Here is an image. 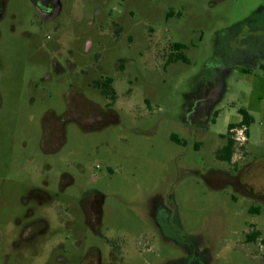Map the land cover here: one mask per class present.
Instances as JSON below:
<instances>
[{
    "label": "rangeland",
    "instance_id": "374dc122",
    "mask_svg": "<svg viewBox=\"0 0 264 264\" xmlns=\"http://www.w3.org/2000/svg\"><path fill=\"white\" fill-rule=\"evenodd\" d=\"M61 3L43 22L28 0H6L0 20V235L34 207L52 244L73 232L105 253V235L127 245L121 264H264V0ZM175 44L188 63L169 62ZM107 80L116 102L98 88ZM90 105L113 119L63 120L45 139L50 112ZM240 109L254 120L245 142L240 126L228 135ZM65 174L64 202L104 197L98 231L76 209L72 232L58 228ZM35 188L53 197L49 211L23 204Z\"/></svg>",
    "mask_w": 264,
    "mask_h": 264
},
{
    "label": "flooded vegetation",
    "instance_id": "af4514ba",
    "mask_svg": "<svg viewBox=\"0 0 264 264\" xmlns=\"http://www.w3.org/2000/svg\"><path fill=\"white\" fill-rule=\"evenodd\" d=\"M37 15L43 22L56 20L62 11L61 0H28ZM6 7V0H0V20L3 19ZM56 67L59 65L56 63ZM72 68L73 66L70 65ZM245 71V70H244ZM99 84L98 88L102 91L105 83ZM112 81V80H111ZM113 82L110 83L112 87ZM116 92V91H114ZM104 94V93H103ZM113 96L114 99L117 97ZM107 96V95H106ZM109 97V96H107ZM81 101H87L82 99ZM117 99L114 101L116 102ZM110 106V105H107ZM51 118L44 121L45 139L54 135L59 138L64 130L63 120L74 121L83 128L99 127L102 128L105 121L113 119L111 113H106L100 106H87L82 111L80 106H72L71 110L62 117H58L54 112H50ZM104 122V123H103ZM102 125V126H100ZM64 185H61L56 194L61 198L57 202L60 206H65L64 214L60 209H55L58 216V228L64 223L67 231H71L68 212L76 209L79 217L88 227L98 231L103 220L104 197L96 190L90 189L82 192L76 205L64 202L61 194L65 193L66 188L73 187L74 179L69 174L63 177ZM77 198V197H76ZM73 199V198H72ZM24 205H29L30 201L36 203L39 208L46 207L47 211L54 205L53 197L44 189L35 188L29 193V197L24 199ZM27 200V201H26ZM73 205L74 207H71ZM34 207H27L26 214L22 220H18L20 232L15 233L14 229H9L8 233L0 235V264H121L127 245L124 241H114L105 235L101 236L107 250L105 253L100 247L93 243L89 235H82L78 238L75 234L55 237L56 241L52 244V237L48 235L49 225L43 217L35 218ZM62 220L64 222H62ZM75 221H77L75 219ZM60 229V228H59ZM92 230V231H93ZM95 232V231H93ZM98 234V232H96ZM99 235V234H98Z\"/></svg>",
    "mask_w": 264,
    "mask_h": 264
},
{
    "label": "trees",
    "instance_id": "16d2710c",
    "mask_svg": "<svg viewBox=\"0 0 264 264\" xmlns=\"http://www.w3.org/2000/svg\"><path fill=\"white\" fill-rule=\"evenodd\" d=\"M173 49L175 50V54L172 55V57H170L169 59V62H177V61H184L186 63H188V60L187 58L185 57L184 54L181 53L182 50L185 49V46L182 45V44H175L173 46ZM264 69V68H263ZM112 81H108V83H105V87L103 89V93L104 95H107V96H114L115 93H113V95H111V90H110V83ZM239 113L241 114L242 116V120L239 124H231L230 127H229V134L230 135V131L238 126L241 127H246V132L248 134V127L253 123V117L249 114V112L245 109H240L239 110ZM173 139H175L177 142V138L176 137H173ZM234 150H235V139H231L229 138L228 139V143L227 145L223 148V150L219 153V158L222 160V161H227V162H230L231 159H232V156H233V153H234ZM260 234L259 233H254V235L251 238L252 241L256 240L257 237L259 236Z\"/></svg>",
    "mask_w": 264,
    "mask_h": 264
},
{
    "label": "built area",
    "instance_id": "2783aa9c",
    "mask_svg": "<svg viewBox=\"0 0 264 264\" xmlns=\"http://www.w3.org/2000/svg\"><path fill=\"white\" fill-rule=\"evenodd\" d=\"M247 129H246V127H241L238 131H239V136L240 137H236L235 139L237 140V141H243V142H245L246 141V138L243 136V133H244V131H246Z\"/></svg>",
    "mask_w": 264,
    "mask_h": 264
},
{
    "label": "crops",
    "instance_id": "0c3cea01",
    "mask_svg": "<svg viewBox=\"0 0 264 264\" xmlns=\"http://www.w3.org/2000/svg\"><path fill=\"white\" fill-rule=\"evenodd\" d=\"M241 122V121H240Z\"/></svg>",
    "mask_w": 264,
    "mask_h": 264
}]
</instances>
